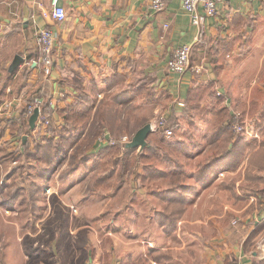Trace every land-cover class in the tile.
Instances as JSON below:
<instances>
[{
    "label": "crops",
    "instance_id": "1",
    "mask_svg": "<svg viewBox=\"0 0 264 264\" xmlns=\"http://www.w3.org/2000/svg\"><path fill=\"white\" fill-rule=\"evenodd\" d=\"M150 1L59 0L66 18L57 21L44 14L51 0H0V184L24 176L16 201L34 194L43 211L0 221V264H264V0H218L217 13L199 23L182 0L161 11ZM44 26L55 36L49 74L35 61ZM185 43L193 44L190 67L170 72ZM141 95L179 128L148 136L147 170H123L122 160L139 153L125 142L151 119L137 114ZM37 100L49 124L39 115L31 129L26 111L21 129L17 118ZM116 107L115 120L127 118L134 132L108 172V141L91 135ZM235 114L246 120L240 136L229 126ZM74 144L89 146L69 168ZM43 189L51 191L44 198ZM27 223L12 234L11 225Z\"/></svg>",
    "mask_w": 264,
    "mask_h": 264
},
{
    "label": "rangeland",
    "instance_id": "2",
    "mask_svg": "<svg viewBox=\"0 0 264 264\" xmlns=\"http://www.w3.org/2000/svg\"><path fill=\"white\" fill-rule=\"evenodd\" d=\"M155 94H156V92H155ZM109 97L110 96L107 97L106 101L110 100ZM153 98H155V96ZM147 99H148L147 96L141 95L140 98L137 100V102H141L142 103V104H139L141 106L139 107V109H138L139 111H137V114H142V113L143 114H146V115H148L147 117H150L151 119H148L147 120L146 118L141 117V115H140V117H139L140 119L139 120H141V119L142 120H147V121H150L153 124H157L160 121V119H161L162 116H165V117L168 118V120H170V118L166 115V113H162L163 111H161L160 109H157L155 111L154 104H152L151 102L150 103H146V100ZM127 103H128V101L125 103L126 105H124V106H126L125 109H128V111L125 112V110H124V113H128L129 114V112L132 111V106L133 105L130 106ZM110 106H112L111 109H113L115 107V105H113V103H111V101H109L108 102V105L106 107V111H105L106 114H108V112L110 110ZM120 111H121V107H116V109H114V111H112L113 112L112 113V117L109 118L107 116V119L105 120V122L103 124L104 127H100V129L97 130L95 132V134L91 135L92 136L91 137V140H92L93 136H94V138H96V136L98 138H100V136H102L101 137L102 139L108 141L107 142V145L102 149V151H105V152L108 151L109 152L108 154H112L110 160L107 161V164H108V172H110L112 170V169H110V167L113 164H118L119 163V161H115V160L118 159V157H114V154H116V153H118L120 151L123 152L124 147L122 146V142H124V141L122 140V138L125 135H127L128 138H129L130 135H132L133 132H134V128L125 126V125H127L126 124V121H125V120H127V118H123L122 119L123 120L122 123L117 122L115 120V116H116V113L117 112H118V117L119 116H122ZM140 124H142V123L140 122ZM109 128L116 135L113 134L109 130ZM178 128L179 127H177V124H176L175 127L173 128V130L175 129V132L177 133ZM157 130L162 131V128H158V129L152 130L150 132V134H149V137H151V138H155L156 137L157 138V137L164 136V134H162L163 131L160 132V131H157ZM123 133H124V135H123ZM128 134H130V135H128ZM104 135H106V136L104 137ZM174 135L175 134H173V136ZM88 146H89L88 144L87 145H84V146L75 145L74 144V145H72L70 147V150H67L68 152L70 151L71 153L74 154V156L69 157L70 158V161L68 162V167L69 168H72L73 166H75L78 163V159H80V158H78L79 157V153L80 154L84 153L86 151L85 149H87ZM133 149L135 151L138 150V152H139V153H137L138 156L136 155L137 157H135L134 160H132V161L123 159L122 162L120 163V166L122 167L123 170L130 169V168H133L136 171H138V170L139 171L140 170L141 171L142 170L144 171L145 169L147 170V167H148V165H147V158L145 156H142L141 157V155L145 154V150L140 151L141 149H138V148H133ZM156 152L158 154H160L161 156L163 155L162 153H164L163 150H161V149H156ZM62 161L63 160H61V162L58 163L57 165H59L61 163L64 164V162H62ZM12 164H15L16 165V163H13V161H12ZM8 171H10V170H8ZM138 176L142 180H145L146 179V176L145 177H142L141 175H138ZM20 178L21 179H25V177L22 176V175H21ZM20 178L19 179H16L13 182H11L9 185L6 184V182H7L6 180H5V185H3V184L1 185L0 184V191L2 190L3 186H4V188H6V192H5V195H4L5 197L2 194H0V221H2V219L4 217L15 218V219H18V218L27 219L29 217L35 218V217L41 216L42 213H43L42 209L38 210V208L35 207V203H34L35 202L34 201L35 200L34 199L35 198V195L34 194H32L31 201L21 200V201L26 202L27 205H26L25 209H19V206L21 204L20 203L21 201H16V200H18V198H19V186H17V185L19 184V182L21 183ZM126 179L129 180L130 177H129V175L126 176L125 173H124L123 174L122 183H124ZM24 182L26 184H28L26 181H24ZM111 182H113L111 186H116L119 183V181H112V179H111ZM42 188H41V190H42ZM44 189H45V187H44ZM44 189H43V191H42L43 193L41 195L43 198H44V195L47 196L48 194L51 193L50 189H47V191L44 190ZM112 191H115V190H112ZM16 192H18V193L15 195ZM114 194H115V192L109 193V197L114 196ZM22 195L24 197H26V196L30 197L31 196L30 193H23ZM3 201H10V204H8L9 205V208L6 207V205L3 204ZM11 227H12V229L14 231V232L12 231V234H13V233H18L19 232V228H21V229H30L32 226L29 223H27V224H24V225L23 224L11 225ZM24 240H25V243H26V246H27V251L29 250V248H34V247H32L33 240H32V237H31L30 234H27L24 237ZM15 248H16V250H18L19 249V246H18V249H17L16 246H15Z\"/></svg>",
    "mask_w": 264,
    "mask_h": 264
},
{
    "label": "built area",
    "instance_id": "3",
    "mask_svg": "<svg viewBox=\"0 0 264 264\" xmlns=\"http://www.w3.org/2000/svg\"><path fill=\"white\" fill-rule=\"evenodd\" d=\"M52 9L46 11L44 14L49 15L57 21H62L66 18L65 8L59 4V0H51ZM168 5V0H151L150 6L155 11H161L166 9ZM183 7L191 13L193 23H199L201 19L208 15H215L218 11V0H182ZM38 41L40 45L39 54L36 62L44 69L46 74H49L52 70L54 61V43L55 36L52 29L48 26H44L38 31ZM193 50V44L185 43L174 49L171 57L167 62V67L170 72L183 74L190 67L191 55ZM39 101L35 103H30L25 106L26 113L29 115L33 112L35 105L40 106ZM179 105H185L183 100L177 101ZM38 104V105H37ZM40 121L41 124H49V119L47 116L40 111ZM153 129L162 128L166 135L173 134V128L168 124V118L162 116L157 124L152 123ZM232 128L236 134L247 132L246 120L242 118L241 115L237 114L232 123ZM105 134V133H104ZM256 136H259L255 134ZM106 135H104L105 137ZM100 136L99 139L104 140ZM128 139L127 136L122 138L123 141Z\"/></svg>",
    "mask_w": 264,
    "mask_h": 264
},
{
    "label": "water",
    "instance_id": "4",
    "mask_svg": "<svg viewBox=\"0 0 264 264\" xmlns=\"http://www.w3.org/2000/svg\"><path fill=\"white\" fill-rule=\"evenodd\" d=\"M22 59L23 57L21 55H17L10 66V71H14L18 67ZM39 115H40V108L36 107L33 113L29 117V126L31 129L35 128L36 121ZM152 130H154L152 127V123L151 122L145 123L134 133V135L130 140L125 142L124 147L130 149L138 148L141 149L140 151H142L148 144L147 138Z\"/></svg>",
    "mask_w": 264,
    "mask_h": 264
},
{
    "label": "trees",
    "instance_id": "5",
    "mask_svg": "<svg viewBox=\"0 0 264 264\" xmlns=\"http://www.w3.org/2000/svg\"><path fill=\"white\" fill-rule=\"evenodd\" d=\"M25 112H26V109H25L24 112L22 113L23 116H20L19 118H17L18 120H17L15 123H16V124L21 123L22 126H23V128H21V129H26V130H27V128H28V122H27V119L24 117V116H25ZM236 115H237V114L233 115L232 118L230 119V122H229V126H230V128H231V126H232V123H233V121H234ZM176 123H177V122H176L175 120H173V119L168 120V124H169L172 128L175 127ZM258 125L260 126V131H261L262 135H264V114L261 116V119H260ZM231 130H232V129H231ZM163 133L165 134L164 131H163ZM240 135H241V133H240L238 136H240ZM263 142H264V141H263ZM48 147H49V146H48ZM52 147H54L53 152L55 151V152L57 153V152L59 151V146H58V145H54V146H52ZM49 150H50V149H48L47 151H49ZM56 150H57V151H56ZM38 151H39V150H38ZM47 151L44 152V154H45L44 159H50V157H51V155H52V153H50V152L47 153ZM51 151H52V150H51ZM60 151H61V150H60ZM252 153H260V154L262 155V149L258 150L257 152H252ZM252 153H251V154H252ZM250 156H251V155H250ZM46 161L49 162V160H46ZM211 164H212V161H211V160H208V161L206 160L205 163L201 165L202 170H205V168L207 169V167H209ZM201 168H200V169H201ZM17 193H18V192H16L15 195H16ZM178 215H179V214L177 213L176 216H178Z\"/></svg>",
    "mask_w": 264,
    "mask_h": 264
}]
</instances>
